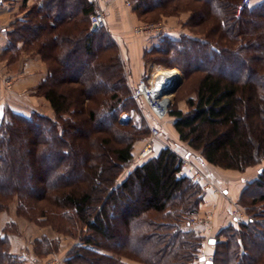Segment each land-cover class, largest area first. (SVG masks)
<instances>
[{"label": "trees", "instance_id": "16d2710c", "mask_svg": "<svg viewBox=\"0 0 264 264\" xmlns=\"http://www.w3.org/2000/svg\"><path fill=\"white\" fill-rule=\"evenodd\" d=\"M160 1L137 0L133 10L140 16L158 8L161 14L165 4ZM197 1L203 4L189 21L204 27V38L160 33L144 49V62L178 66L196 77L186 97L188 109L168 111L179 139L207 163L245 171L264 161V0L254 7L245 4L240 15L242 0ZM94 11L89 0H40L9 32L7 51L18 52L22 41L25 52L39 54L46 63L47 74L35 92L56 116L9 107L0 114V210L16 198L18 214L29 220L45 218L64 233L86 228L83 245L63 264H129L123 257L145 264H196L202 238L189 227V217L199 212L204 191L181 169L180 154L166 145L120 179L133 159L137 134L118 115L135 98L120 54L104 60L91 56L98 42L116 54L119 49L111 36L106 39L104 27H91ZM99 88L103 101L92 105ZM252 186L264 188V166L239 196L247 208L264 205V193H247ZM260 227L264 215L220 230L213 264H229L228 259L240 264L243 257L244 264H264ZM19 259L0 229V264H19Z\"/></svg>", "mask_w": 264, "mask_h": 264}, {"label": "rangeland", "instance_id": "374dc122", "mask_svg": "<svg viewBox=\"0 0 264 264\" xmlns=\"http://www.w3.org/2000/svg\"><path fill=\"white\" fill-rule=\"evenodd\" d=\"M160 2L165 4L164 7L162 8L163 12L161 14H159L158 12L159 9L156 8L152 10L151 12L145 13L140 16L136 11L133 10V5L137 3V0H130L129 4H126L124 2L126 6L130 7L134 11V13L136 14V18H135L134 24L131 25L132 27L122 30V31L119 30V32L117 31V33L113 32V29L109 22L108 0L107 1L104 0L102 6L100 5L96 6V9L94 11V12H97L99 10H102L105 12L107 16V20H108L107 26L104 27V30L107 33L106 39H108L111 36L113 41H115L118 44L119 49L117 48V54H116V52H114L112 49L107 50L106 48H101L102 47L101 45H104V43L98 42L96 46L97 48L91 56L95 57L97 60L98 59L104 60V59H107L109 56H111V53L115 54L118 57L120 54L123 60V63H124V71H125V74L128 80V85L130 89L132 90V93H133V89L135 88V85L138 83V81L141 78H144L147 75L156 73L160 69L161 70L172 69L162 63H158L154 61L144 62L143 51L145 48H148L149 46H151L153 42H155L154 37L156 38L157 35L160 33H167L171 36H179L183 33H187L195 37L204 38V33H202L204 27L203 26L194 27L193 25H191V23H193L194 20L191 22L189 21L191 14H193L194 8H197L198 6L202 5L203 2L197 1V0H161ZM30 10L28 9L24 13L23 17L25 19L28 18ZM94 12H92L91 14H93ZM17 20L18 19H15L12 22L13 28ZM89 21L91 24L90 17H89ZM150 22H154V23L161 22L164 26V30L162 32H153V33H136L134 31L135 25L150 23ZM115 23H117L116 25H119L118 21L117 22L114 21V24ZM91 27H92V24H91ZM98 36L100 37L101 35H98ZM106 39L105 41L107 43ZM132 43H136L134 44L135 46L136 45L140 46V43L141 45L144 43L146 44L143 45V48L141 49L138 46H137L138 49H135V48L132 49L130 48V45ZM153 56H157V55H153ZM5 57L8 59V62L5 65L7 70L4 71V73L0 75V81H1L0 88H2L1 95L3 99H5V101L7 102V101H12V100H17V98H19V97L16 98L14 94H11V92L13 91V88H14V81H15V75H16L15 73L18 72L20 66L23 65L25 58L27 57H25L23 52L18 54L16 52V49L15 50L12 49L10 51L6 50ZM139 57H141L140 64H139L140 69L137 70V65H135V63L133 64V60H136ZM141 59L143 60V62ZM180 59L182 63L184 64V68L186 69L187 66L185 63H187V60H184L182 55L180 56ZM9 60H11V64L9 63ZM143 64L144 66L150 65L149 71H147L145 67L143 69L142 67ZM173 68H177L180 71V77H181L182 82L180 83V85L177 87V89L174 92H170L172 96L170 97V101L168 104V111L176 107H179V108L184 107L185 110H187L188 106L186 104V97L193 93L196 77L186 76L184 70L178 66H175ZM114 82H117V81H113V84ZM72 86H75V85L73 84ZM103 87L105 88V86H102L101 88ZM101 90L102 89H100L98 93L96 92V94L94 95V101L92 103L90 102V104L92 105L96 104V106H99V104L103 101ZM35 91H36V87L34 88L33 92L25 93V96H30L31 99L34 100L35 102L34 106H36L35 108L37 109L28 108L29 106H26L27 108L24 107L23 109L27 110V113H29V115L32 112L36 111L42 115L55 118L56 114L53 108L51 107L49 101L44 96L38 95ZM21 104H27V103L23 102ZM8 107L11 108L8 104L0 105V114L2 115L6 113V111L8 110L7 109ZM118 116L122 122L130 123V126L132 125L136 129V134H137V140L134 143V149H133V159L131 160L129 165L126 166V168L120 175V179L126 174V172L133 165L137 164L138 162H140V160H143L145 157L155 152L156 150L155 144L157 140H162L163 138H165L167 141L166 143L170 144V146H172L180 154V157L181 155L182 156L184 155L178 151V149L176 148L177 144H175L174 141L171 139V137H169L168 135L169 127L172 126V121L174 120V116L167 114L164 118H162L161 120H158L156 116L153 114L151 108L142 98H137V99L135 98V102L130 107V109L126 111H122ZM104 124L108 125L109 121L107 120ZM153 125L158 126L160 130L159 135L156 136L153 140L154 141V151L145 157H141L140 152L142 148L144 147L145 143L151 138V129ZM116 136L118 137L119 135H115V137ZM188 158H189V161L192 164H194L195 167L197 166V168L201 172L203 173L205 172V169L201 167V165L197 162L196 158H192V157H188ZM259 165L264 166V161H262L259 164L249 167L248 176H251V175L253 176L255 172L254 167H257ZM227 172L222 171L221 174L223 175L215 174L214 176L221 175L223 177L226 174L225 178L233 179L232 177L236 176L234 174H238V170L227 171ZM239 172H244V171H239ZM239 174H242V173H239ZM241 176L242 175H239V177ZM208 180L212 182L211 179H208ZM254 186L247 189L248 194L251 193V195L252 194L260 195L264 193V188H259V187H254ZM216 191L221 192V189H219L218 187V189L216 188ZM245 199L247 203L250 205L251 199L248 198V196H246ZM237 203L238 205H233L232 203L229 204V214H230L229 219H231L232 217L231 216L232 210L237 207L240 208L242 218H246L249 216H256L260 220V218H262V216L264 215V205L262 203L257 204L256 207L254 208H249V207L247 208V206H245L243 203L241 204L239 202ZM112 206H113V202L109 201L108 208L112 209L113 208ZM17 207H18V202H17V199L15 198L6 206V208H4L3 210H0V229L5 230V233L10 242L11 252L20 258L19 261H21V263L19 264H63L66 258L70 255L71 251L74 248H76L77 246L83 245L82 243L83 232H86V228L78 229L76 226L75 227L76 229L73 228L74 233L60 232L54 229L50 224L46 223L47 220L45 218L40 217L38 219L39 222H35L33 220H29L28 218L22 215H19L17 211ZM214 209L215 208L213 209L211 208V210H208V209L199 210V212L194 215H199V216L201 215V217H204L210 214V211H212V216H211L212 218L211 222H212L213 217L216 214V213L214 214ZM191 217H189V220ZM230 224H231V220L229 224L227 223V225H230ZM210 226H212V231L208 230V227H209L208 225H204L201 223L196 224V225L190 224L189 226L190 228H194V230L202 238V244L200 245L197 251L198 258H197L196 264H205V262L201 261L200 259V255L203 252L208 257H212V258L214 257L215 245L209 246L207 238L214 234L217 240H219L221 237L219 236V233L216 234L217 229L214 228V225L212 224ZM260 228L264 229V227H260ZM222 238L226 239V236L222 235ZM257 240H259L260 243L262 242V244L264 243V239L261 236L257 237ZM103 242L107 244L108 246L115 245L113 241L103 240ZM134 249H137V248H134ZM136 253H137L136 255L140 254L139 252H136ZM139 256L143 258L144 257L147 258V254L145 253L140 254ZM246 259L247 257H243L242 258L243 261L240 264H244ZM122 260L129 264H145L139 260L130 259L127 257H123ZM228 262L229 264H235V263H232L231 260L229 259H228ZM224 264H227V261Z\"/></svg>", "mask_w": 264, "mask_h": 264}, {"label": "crops", "instance_id": "0c3cea01", "mask_svg": "<svg viewBox=\"0 0 264 264\" xmlns=\"http://www.w3.org/2000/svg\"><path fill=\"white\" fill-rule=\"evenodd\" d=\"M38 1L40 0H0V75L7 70L5 65L8 62V59L5 57V53L10 38L9 32L13 28L12 22L15 19L24 18L23 17L24 13L28 9L30 10L36 3H38ZM89 1L95 4V9H96V6L103 5L104 0H89ZM262 1L263 0H249L248 3H250L249 6L254 7V5H257ZM124 2H125L124 0H108L109 22L111 24L113 32L115 33H117V31L119 32V30L122 31L132 27L131 25H133L135 22L136 14L130 7L126 6ZM244 5L245 4L242 3L239 5L238 15H240ZM114 21L115 22L118 21L119 25H116L117 23L114 24ZM174 37H178V36H174ZM134 44L136 43H132L130 45V48L138 49L137 48L138 45L135 46ZM145 44L146 43L141 45L140 43V46L138 47L141 49ZM23 45H24L23 42L19 41L17 44L18 52L17 51L16 52L18 54L23 52L25 57L27 58H25V61L23 65L20 66L18 72L15 73L16 75L14 81V88L13 91L11 92V94H14L16 98L17 97L19 98H17V100L6 102L1 95L2 88H0V105L8 104L14 111L29 115V113H27V110L23 109L24 107L27 108L26 106H29L28 108H33V109H37V108H35L36 106H34L35 104L34 100H32L30 96H25V93L27 92L31 93L34 91V88L37 87L38 83L46 76L47 66L39 54L25 52L22 49ZM140 58L141 57L137 58L136 60H133V64L135 63V65H137V70L140 69V65H139ZM9 63L11 64V60H9ZM142 67L143 69L145 67L146 70L149 71L150 65L144 66L143 64ZM23 102L27 104H21ZM181 109L186 111L184 107H181ZM173 121H172V126L169 127L168 135L169 137H171L174 143L177 144L176 148L181 154H184L187 157L196 158L197 162L201 165V167L205 169L204 178L200 183L202 188L204 189V200L203 203L200 205L199 210H205V209L211 210V208L212 209L215 208L214 214L215 213L216 214L213 217L212 224L214 225V228L217 229L216 230V234H217L220 232V230H222L224 227L227 226V223L228 224L230 223V220L231 223H234L235 220L232 217L231 219H229L230 218L229 204L232 203L233 205H238L237 202L242 190L245 187H247L248 183L252 182L254 179L258 177L262 165L254 167L255 172L253 176L252 175L248 176L249 170L246 169L244 172L238 171V174H234L236 176L232 177L233 179L225 178L226 174L222 177L221 176L223 175L221 174L222 171L227 172V171H235V170L217 167L204 161V159L200 156L199 152L192 150L187 144L185 145V143H183L179 139V134L173 126ZM166 142L167 141L165 138H163L162 140H157L155 144L156 151L159 152L164 146L170 145L167 144ZM215 174H221V175L214 176ZM239 175L242 176L239 177ZM208 179H211L212 182H210ZM209 183L212 186H210ZM218 187L219 189H221V192L216 191V188L218 189ZM207 240L209 246H214L215 243L218 241L217 238L215 237V234L209 236Z\"/></svg>", "mask_w": 264, "mask_h": 264}, {"label": "built area", "instance_id": "2783aa9c", "mask_svg": "<svg viewBox=\"0 0 264 264\" xmlns=\"http://www.w3.org/2000/svg\"><path fill=\"white\" fill-rule=\"evenodd\" d=\"M126 4L130 3V0H124ZM249 0H242V4H247ZM91 24L96 25L97 28L106 27L108 24L107 16L104 11L99 10L97 12H94L90 16ZM164 30V26L161 22H150V23H144V24H137L134 26V31L136 33H153V32H162ZM161 70V69H160ZM159 71V70H158ZM180 76V74L177 75V77ZM161 79V83L159 84V88H155V83L157 79ZM176 77H169L163 79L161 76H157V72L153 73L151 75H147L144 78H141L138 83L135 85V88L133 89V97L134 98H142L148 106L151 108L153 114L156 116L158 120H161L168 114V104L163 103V95H164V89L166 85L169 83L171 79H174ZM126 115V114H125ZM125 117V116H124ZM159 128L156 125L152 126L151 129V138L145 143L144 147L142 148L140 152L141 157H145L152 153L154 151V138L159 135ZM180 166L183 171L186 172V174L196 182L201 183V181L204 178V173L201 172L197 166L195 167L194 164H192L189 161V158L185 155H181L180 157ZM211 216L212 211H210V214L207 216L201 217V215H194L190 218L189 223L191 225L196 224H204L208 225V230L212 231V222H211ZM231 216L234 220H238L242 218V214L240 212V208H234L232 210ZM201 257H204L206 260H209L213 262L212 257H208L204 252L200 255Z\"/></svg>", "mask_w": 264, "mask_h": 264}, {"label": "bare ground", "instance_id": "6f19581e", "mask_svg": "<svg viewBox=\"0 0 264 264\" xmlns=\"http://www.w3.org/2000/svg\"><path fill=\"white\" fill-rule=\"evenodd\" d=\"M180 74V71L177 68H172V69H163V70H159L157 72V76H161L163 79L165 78H171V77H177V75ZM172 80V79H171ZM172 96V94L169 92V90H165L164 91V99H163V103H167L170 101V97Z\"/></svg>", "mask_w": 264, "mask_h": 264}, {"label": "water", "instance_id": "95a60500", "mask_svg": "<svg viewBox=\"0 0 264 264\" xmlns=\"http://www.w3.org/2000/svg\"><path fill=\"white\" fill-rule=\"evenodd\" d=\"M93 29H96V25L93 24L92 25ZM182 82L181 77L178 76L172 80L169 81V83L166 85L164 90H169V92H174L177 87L180 85V83ZM161 83V79L158 78L156 83H155V88L158 89L159 88V84ZM213 241V240H212ZM201 260L205 262V264H213V262L206 260L204 257H201Z\"/></svg>", "mask_w": 264, "mask_h": 264}]
</instances>
